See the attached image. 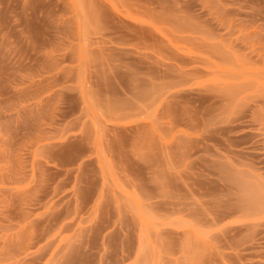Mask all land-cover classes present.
I'll list each match as a JSON object with an SVG mask.
<instances>
[{"label":"rangeland","instance_id":"obj_1","mask_svg":"<svg viewBox=\"0 0 264 264\" xmlns=\"http://www.w3.org/2000/svg\"><path fill=\"white\" fill-rule=\"evenodd\" d=\"M0 264H264V0H0Z\"/></svg>","mask_w":264,"mask_h":264}]
</instances>
